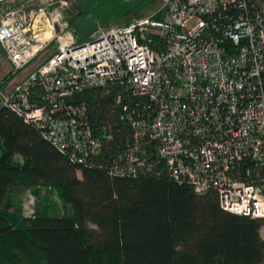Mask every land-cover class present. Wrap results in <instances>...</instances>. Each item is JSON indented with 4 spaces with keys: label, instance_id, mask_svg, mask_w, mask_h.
<instances>
[{
    "label": "built area",
    "instance_id": "2783aa9c",
    "mask_svg": "<svg viewBox=\"0 0 264 264\" xmlns=\"http://www.w3.org/2000/svg\"><path fill=\"white\" fill-rule=\"evenodd\" d=\"M0 0V47L15 76L66 28ZM57 49L0 94L77 166H92L118 136L94 127L92 90L119 88V121L129 137L107 170L111 177L164 176L213 190L222 210L264 219V0H161L151 16ZM120 103V96H118Z\"/></svg>",
    "mask_w": 264,
    "mask_h": 264
},
{
    "label": "trees",
    "instance_id": "16d2710c",
    "mask_svg": "<svg viewBox=\"0 0 264 264\" xmlns=\"http://www.w3.org/2000/svg\"><path fill=\"white\" fill-rule=\"evenodd\" d=\"M79 98L94 127L119 128L92 166L72 164L0 107V264H264V219L222 210L215 191L197 195L164 176L111 177L107 168L129 137L119 121L127 97L113 88ZM40 187L55 189L71 214L24 216L13 207V190Z\"/></svg>",
    "mask_w": 264,
    "mask_h": 264
},
{
    "label": "rangeland",
    "instance_id": "374dc122",
    "mask_svg": "<svg viewBox=\"0 0 264 264\" xmlns=\"http://www.w3.org/2000/svg\"><path fill=\"white\" fill-rule=\"evenodd\" d=\"M160 3L161 0H18L13 9L20 10L26 16L42 10L44 14H41V20L58 17L61 19L60 22L66 24L67 28L55 37L53 43L44 51H47L46 53L43 52V55L41 54L16 76L13 77L10 74L9 66L6 74L8 81L6 80L5 85L0 84V94L6 93L5 88L9 84L12 88L15 81L20 78V74L36 68L56 51L57 38L60 36H70L77 45H82L101 31L122 27L134 20L151 16L158 9ZM4 77L5 75L0 77V81L6 79ZM2 105L3 101L0 96V107ZM12 198V202L15 204L13 207L21 206L24 216H29L36 209L42 208L47 209L52 215L71 214L69 206L61 202L55 189L40 187L35 191L34 188L29 190L20 188L12 191ZM13 207L10 208L11 211H13ZM260 235L264 240V228Z\"/></svg>",
    "mask_w": 264,
    "mask_h": 264
},
{
    "label": "crops",
    "instance_id": "0c3cea01",
    "mask_svg": "<svg viewBox=\"0 0 264 264\" xmlns=\"http://www.w3.org/2000/svg\"><path fill=\"white\" fill-rule=\"evenodd\" d=\"M47 52V51H46ZM46 52H44V53H46ZM43 53V54H44ZM42 54V55H43ZM38 61V60H37ZM10 66V74H11V71H12V67H11V65H10V63L8 62V60H7V58H6V56H5V54H4V51H3V49L0 47V77H2V76H4L5 75V77L4 78H6V79H4V80H2V81H0V84L1 85H5L6 84V82L8 81V75H6L7 73H8V67ZM39 66V65H38ZM37 66V67H38ZM36 67V68H37ZM36 68H33V69H31L29 72H26V73H24V74H20L21 76H20V78L17 80V81H15V84H17V83H19V82H21V81H23V80H25L27 77H28V75L32 72V71H34ZM19 74V73H18ZM16 76V75H15ZM14 77V76H13ZM7 80V81H6ZM14 84V85H15ZM13 85V86H14ZM13 86H12V88H13ZM11 88V86H10V84L5 88V92L6 93H8V91L10 92V90L12 89H10ZM16 160L18 161V160H20L21 161V159L19 158V157H17L16 158ZM10 211H11V209H9Z\"/></svg>",
    "mask_w": 264,
    "mask_h": 264
}]
</instances>
